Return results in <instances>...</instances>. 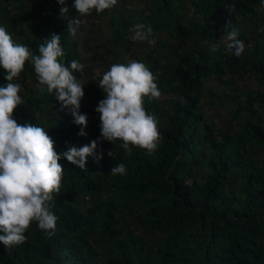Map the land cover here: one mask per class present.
Returning a JSON list of instances; mask_svg holds the SVG:
<instances>
[{
  "label": "trees",
  "instance_id": "16d2710c",
  "mask_svg": "<svg viewBox=\"0 0 264 264\" xmlns=\"http://www.w3.org/2000/svg\"><path fill=\"white\" fill-rule=\"evenodd\" d=\"M65 4L61 15L58 0H0V24L35 54L51 33L60 34L58 60L84 65L73 74L84 85L79 110L87 114V135L78 134L82 126L60 109L29 61L13 80L24 101L13 111L17 122L45 127L57 152L89 143L101 136L100 75L137 59L161 91L145 97L160 139L151 153L101 139L97 152L104 155H89L84 169L61 157L60 191L50 202L54 234L32 221L23 242H0V264H264L261 0H117L80 17L75 36L67 27L78 12L73 0ZM228 23L245 42L240 56L226 47ZM137 24L152 26L153 43L132 39ZM112 149L115 159L107 155ZM117 162L125 174H110Z\"/></svg>",
  "mask_w": 264,
  "mask_h": 264
},
{
  "label": "clouds",
  "instance_id": "9594fccd",
  "mask_svg": "<svg viewBox=\"0 0 264 264\" xmlns=\"http://www.w3.org/2000/svg\"><path fill=\"white\" fill-rule=\"evenodd\" d=\"M58 3L62 5L60 14L67 13L65 0H58ZM116 3L117 0H73L78 15L68 21V33L75 36L83 23L80 17L91 10L99 13ZM261 3L264 4V0ZM228 25L224 27L226 47L240 56L245 42L239 38V30L229 29ZM152 33L150 24H137L132 39L151 44ZM60 39L59 33H51L50 38L38 45V54H35L27 44L15 42L11 33L0 24V68L7 81L0 84V242L6 247L23 242L32 221L47 235L54 234L58 217L51 211L50 202L54 199L53 193L60 191L64 173L61 157L84 169L89 155L97 161L104 155L97 152L101 139L111 142L119 139L125 150L131 144L149 153L159 143L158 121L146 110L145 97L159 98L161 91L155 74L144 61L137 59L113 63L100 75L97 83L106 94L96 106L100 114L101 136L89 143L82 146L69 144L66 150L57 152L45 127L17 122L13 111L24 101L20 95L21 84L13 80L21 73L25 61H29L38 82L46 85L47 92L54 91L60 109L69 112L73 123L82 126L78 134L87 135V114L79 110L84 85L73 74V70H82L84 65L75 59L68 61L67 65L58 60L64 55ZM180 99L182 102L183 98ZM107 155L115 159L113 149L108 150ZM125 172L123 162H117L110 169L113 175Z\"/></svg>",
  "mask_w": 264,
  "mask_h": 264
},
{
  "label": "rangeland",
  "instance_id": "374dc122",
  "mask_svg": "<svg viewBox=\"0 0 264 264\" xmlns=\"http://www.w3.org/2000/svg\"><path fill=\"white\" fill-rule=\"evenodd\" d=\"M101 26H102L105 34L106 35H109L110 34V29H109V26H108V24H107V22L105 20L103 21V23L101 24ZM249 84H251V86H253V85H256V82H255L254 79H252V80H250Z\"/></svg>",
  "mask_w": 264,
  "mask_h": 264
}]
</instances>
